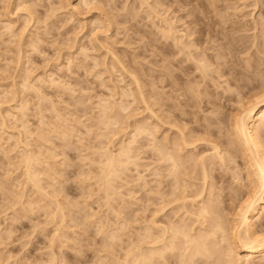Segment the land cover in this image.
<instances>
[{"label":"rangeland","instance_id":"rangeland-1","mask_svg":"<svg viewBox=\"0 0 264 264\" xmlns=\"http://www.w3.org/2000/svg\"><path fill=\"white\" fill-rule=\"evenodd\" d=\"M236 1L249 6L216 18L226 27L238 21L228 32L246 53L232 50L223 60L239 68L221 74L216 65L201 72L196 61H177L180 42L189 43L198 25L189 24L194 14L179 19L186 10L175 11L176 2L170 8L168 0H0V264H181L188 251L173 229L198 234L219 219L226 230L216 235L212 259L193 264H264L262 254L229 253L233 218L257 190L233 119L264 97V4ZM150 7L182 30L176 40ZM186 30L193 35L182 39ZM166 41L173 53L164 51ZM262 118L255 128L264 137ZM257 213L254 227L264 233V210ZM156 245L174 247L149 259Z\"/></svg>","mask_w":264,"mask_h":264},{"label":"bare ground","instance_id":"bare-ground-1","mask_svg":"<svg viewBox=\"0 0 264 264\" xmlns=\"http://www.w3.org/2000/svg\"><path fill=\"white\" fill-rule=\"evenodd\" d=\"M169 2H170V4L169 5H167V6H169L170 8H171V6L172 5H174V3L176 2L175 0H168ZM193 1H195V5H196V7H192V8H190V9H187L185 6L186 5H191V3L193 2ZM232 1H234V0H217V1H213V0H177V2H176V5H177V7H175V11H181V9H183L186 13H184V14H181V15H179L178 17H179V19L180 18H182L183 16L185 17L187 14L189 15V13L190 14H194V19H191V20H189V24H191V23H194V24H196V27H197V25H198V27L195 29V33H196V36L192 39V40H189V43H186V44H184L182 41V43L180 42V45L181 44H183V46L181 45V47H183L179 52H181V51H183V54H182V56L180 57V54H179V57H180V59L179 60H177V61H179V63H181L180 61H186V63L188 64V65H190V64H192L193 62H197L198 63V65H200V66H198V67H200L201 69V72H204V71H202V68H203V70L205 69L206 71L208 70V69H211L212 67L211 66H213L214 65V67H215V65H216V70H217V72H220L221 74L222 73H224V72H230V70H232L233 71V73H235L237 70H238V68H236L237 70H235L234 69V67L231 69V67H230V65L228 64V61H226V59H224L223 60V58H225L226 56L227 57H230L231 55V52H232V50H235V51H237V52H245V49L242 47V44L241 45H239V43H237L236 41L238 40V39H240V38H236L234 35L233 36H231V33H229V32H231V31H229L228 32V28L229 27H233V26H235L234 24H236V25H238V21L236 20H234V18H232L233 20H230V23H229V25L226 27V26H221L222 24H223V22L221 23L220 21H219V19L218 18H216L219 14H220V12L222 11V10H226V9H228V8H232L233 7V9L235 8V7H239V6H243L244 4V6L245 7H247V6H249V3L248 4H246V3H242L241 5L240 4H238V6H236V4H237V1L236 2H233V3H231ZM161 1H159V3H160ZM179 2H182V4L183 5H179ZM239 2V1H238ZM262 3L264 4V0H262L261 2H260V0H256L255 1V6L256 5H259V7L261 6V7H263L262 6ZM160 4H162V3H160ZM193 4V3H192ZM149 6H151V5H149ZM161 6V5H160ZM182 6H184V7H182ZM159 7V6H158ZM157 7V8H158ZM164 7V6H163ZM169 7H166L167 9H165V10H163L164 12H168L169 11ZM174 7V6H173ZM151 8V7H150ZM157 8L155 7V9L156 10H154L153 8H151V12L152 13H154L155 14V16H157V17H153V18H160L161 19V21L163 20V22H165L166 24H165V26H164V28H165V30L164 31H166V33H164V31H163V33L165 34V35H168L170 38H175L176 36L177 37H179L178 36V32H181V31H178L177 29H176V27L173 25V21H171V20H169L168 18H166V17H163L160 13H159V11L157 10ZM196 8V9H195ZM30 9V8H29ZM161 9V8H160ZM236 9V8H235ZM234 9V11L236 12V10ZM239 9V8H238ZM237 9V10H238ZM260 9V8H259ZM173 10V11H174ZM182 10V11H183ZM196 10H198V14H197V12L195 13V11ZM229 10V9H228ZM231 10V9H230ZM242 10V9H241ZM172 10H171V12H173ZM233 11V10H232ZM233 11V12H234ZM30 12V11H29ZM33 12V11H32ZM162 12V11H161ZM226 12V11H225ZM165 13V14H166ZM174 13V12H173ZM176 13V12H175ZM153 14V15H154ZM222 14H224L223 13V11H222ZM228 14V13H227ZM226 14V15H227ZM237 14V13H236ZM151 15V14H150ZM228 15H230V14H228ZM235 15V14H234ZM191 16V15H190ZM222 17V16H221ZM220 17V18H221ZM234 17H236V15L234 16ZM175 18V17H174ZM186 18V17H185ZM237 18V17H236ZM160 19H158V20H160ZM223 19V18H222ZM224 19H225V17H224ZM228 20V19H227ZM240 21V20H239ZM175 22V21H174ZM228 22V21H227ZM244 22V21H243ZM186 23H188V22H186ZM185 23V24H186ZM220 24V28H216V25L217 24ZM225 23V22H224ZM188 24V25H189ZM193 25V24H192ZM243 25V24H242ZM193 26H195V25H193ZM240 26V25H239ZM238 26V27H239ZM263 26V25H262ZM191 26H187V28H190ZM241 27V26H240ZM245 27V26H244ZM235 28V27H234ZM232 29V28H231ZM236 29V28H235ZM240 28H238V30H239ZM242 29V28H241ZM245 29V28H244ZM162 30H163V28H162ZM230 30V29H229ZM236 31V30H235ZM186 32V34H182V36H181V34H180V37H182V39L184 38L183 36H188V37H190L191 35H193V33L191 32V31H188V30H186L185 31ZM237 32V31H236ZM168 36H167V39H169L168 38ZM163 37H165V36H163ZM187 37V38H188ZM193 37V36H192ZM180 39V38H179ZM190 39V38H189ZM245 39V38H244ZM166 40V39H165ZM175 40H176V38H175ZM180 41V40H179ZM235 41V42H234ZM242 41V40H241ZM240 41V42H241ZM174 42V41H173ZM239 42V41H238ZM258 42V41H257ZM264 42V41H263ZM178 43V42H177ZM243 43V42H242ZM247 44V43H246ZM165 47L164 48H166V50H164V51H167L168 49H170L171 48V45L166 41L165 42ZM173 45H175V43L173 44ZM172 45V46H173ZM180 45H179V47H180ZM256 45V44H255ZM259 45V44H258ZM241 46V47H240ZM178 47V48H179ZM263 47H264V44H263ZM177 48V49H178ZM246 48V47H245ZM257 48V47H256ZM263 50H264V48H262ZM247 50H249V49H247ZM258 50H259V47H258ZM170 52L172 51V53L174 52V49L172 48V49H170L169 50ZM177 51V52H178ZM260 51V50H259ZM168 52V51H167ZM176 52V51H175ZM246 53V52H245ZM247 54H248V51H247ZM173 55V54H172ZM178 57V56H177ZM178 57V58H179ZM239 58V57H238ZM235 59V58H234ZM200 63V64H199ZM234 63V62H233ZM246 63H248V61L246 62ZM236 64V63H235ZM234 64V65H235ZM258 64V63H257ZM194 65V64H193ZM187 66V65H186ZM192 66V65H191ZM232 66V65H231ZM244 66V65H243ZM255 66H257V65H255ZM211 67V68H210ZM251 67V66H250ZM258 67H260V65L258 66ZM244 68V70H245V67H243ZM243 68H241V69H243ZM247 68V67H246ZM253 68H256V67H253ZM198 69V68H197ZM259 69V68H258ZM199 70V69H198ZM213 70V69H212ZM240 70V69H239ZM252 70V69H251ZM260 70V69H259ZM205 71V72H206ZM247 71H248V69H247ZM246 71V72H247ZM254 71V70H253ZM209 72H210V70H209ZM250 71H248V73H249ZM257 72V71H256ZM262 72V71H261ZM261 72L259 73V74H261ZM207 73V72H206ZM232 73V74H233ZM254 73H255V71H254ZM253 73V74H254ZM203 74V73H202ZM218 74V73H217ZM220 74V75H221ZM225 74H227V73H225ZM243 74V73H242ZM257 74V73H256ZM168 75V74H167ZM210 75V74H209ZM224 75V74H223ZM249 75V74H248ZM250 75H252V71H251V74ZM249 75V76H250ZM171 76V75H170ZM169 77V76H168ZM210 77V76H209ZM251 77V76H250ZM202 78V77H201ZM214 78V77H213ZM205 79V78H204ZM203 79V80H204ZM236 79V78H235ZM240 81V80H239ZM206 82H208V81H205V83ZM204 83V82H203ZM208 84V83H207ZM207 86V85H206ZM195 89V88H194ZM193 89V90H194ZM198 91V90H197ZM199 99V98H198ZM197 101V100H196ZM193 106V105H192ZM104 109V108H103ZM106 109V108H105ZM102 110V109H101ZM104 111V110H103ZM260 113H262V115H263V120L262 121H264V97H260L259 98V96H258V98H256L254 101H252V102H249L248 104H245V105H243V107L241 108V110L237 113V115L236 116H234V119H233V131H234V135H237V139L240 141V143L242 144V146L244 147V148H242V149H245L247 152L246 153H248L247 155V157H246V159L248 158L249 160H247V162H249V167H253V168H255L254 170L256 171V173H254V175L256 174L257 175V180H255V176H254V180H255V182L257 183V185H254V186H256L257 187V190H255L256 188H254V186H253V188H254V192L246 199V201L243 203V204H241V206H240V208H239V210L236 212V217L235 218H233L234 219V223L232 224V226H231V231H230V235H229V238L230 239H228L229 241L228 242H230L229 244H231V245H229L230 246V250H229V253L231 252V251H233V252H236V250L237 249H241V250H243V251H245L246 252V256L248 257V256H254V254H262V255H264V233H259L260 231L259 230H257L258 228L256 227V225H255V227H254V222H253V217H255L254 215L258 212V211H260V210H264V145H263V136H262V133L260 134L259 132H258V128H255V122H256V118L258 117V115L260 114ZM144 128V127H143ZM260 129H263L264 130V122H263V124H262V127L260 128ZM235 137V136H234ZM233 137V138H234ZM154 138V137H153ZM185 138V137H184ZM191 139V138H190ZM236 139V137L234 138V140ZM184 141H185V139H184ZM186 141H189V140H186ZM233 141V140H232ZM236 142H238L237 140H235ZM153 142H154V140H153ZM191 142V141H190ZM195 142V141H194ZM236 142H234L235 143V145H236ZM183 143V142H182ZM184 143H186V144H188V142H184ZM233 143V142H232ZM239 143V142H238ZM241 144H238V145H241ZM155 145V144H154ZM182 145H185V144H182ZM192 145H194V144H192ZM181 146V145H180ZM187 145H185V147H186ZM183 147V146H182ZM191 147V146H190ZM236 147V146H235ZM239 147V146H238ZM241 147V146H240ZM154 148H156V146L154 147ZM159 148V147H158ZM168 148V147H167ZM171 148V147H170ZM169 148V149H170ZM216 148V147H215ZM163 149V148H162ZM213 149V148H212ZM124 150V149H123ZM176 150V149H175ZM184 150V149H183ZM155 151H156V149H155ZM159 151H160V153H162V155L161 154H159V155H161V156H163V158H164V161H166V160H168L167 162H169L170 163V161L172 160V162L173 163H176V161H175V159H174V157L172 156V154H170V153H165L164 152V150H163V152H161L162 150H158L157 151V153H159ZM166 151V150H165ZM168 151V150H167ZM189 151V150H188ZM106 153V152H105ZM156 153V154H157ZM244 153V152H243ZM34 154V153H33ZM107 154V153H106ZM184 154V153H183ZM245 154V153H244ZM29 156V155H28ZM158 156V155H157ZM178 156H180V155H178ZM221 156V155H220ZM245 156V155H244ZM35 157V156H34ZM121 157V156H120ZM159 157V156H158ZM181 157V156H180ZM180 157H179V159H180ZM183 157V156H182ZM224 157V156H223ZM27 159H26V162H27V160L28 159H30V156H29V158L28 157H26ZM109 158H111L110 156H109ZM222 157H220V159H221ZM161 159V158H160ZM204 159V158H203ZM223 159V158H222ZM245 159V158H244ZM108 160V159H107ZM170 160V161H169ZM226 160V159H225ZM32 161V160H31ZM31 161L29 162L30 164H31ZM109 161V163L108 164H111L112 163V161H113V159L111 158V159H109L108 160ZM107 161V162H108ZM120 161V160H119ZM156 161V160H155ZM163 161V160H162ZM181 161V160H180ZM24 162H25V160H24ZM157 162V161H156ZM172 163V164H173ZM180 163H182V162H180ZM205 163V162H204ZM227 163V162H226ZM30 164H29V166H30ZM116 163L114 162V166H117V165H115ZM168 164V163H167ZM171 164V163H170ZM171 164V165H172ZM178 164V163H177ZM183 164V163H182ZM221 164V163H220ZM27 165V164H26ZM179 165H181V164H179ZM227 165V164H226ZM247 165V164H246ZM109 166H112V164L111 165H108V168H109ZM169 166V165H168ZM175 166V165H174ZM202 166H203V164H202ZM166 167H167V165H166ZM106 168V167H105ZM111 168V167H110ZM109 168V169H110ZM156 168V167H155ZM172 168V167H171ZM175 168V167H174ZM183 168V167H182ZM205 168V167H204ZM204 168H202V170L204 169ZM213 168V167H212ZM103 169H104V167H103ZM102 169V170H103ZM109 169H107L108 171H109ZM112 169V168H111ZM168 169V168H167ZM176 169H177V167H176ZM185 169V168H184ZM101 170V171H102ZM106 170V171H107ZM113 170H116V169H113ZM113 170H111V171H113ZM173 170V169H172ZM186 170V169H185ZM206 171H207V169H205ZM204 170V171H205ZM252 170V169H251ZM110 171V172H111ZM167 171H169V170H167ZM177 171H178V169H177ZM183 171V170H182ZM181 171V172H182ZM205 171V172H206ZM250 171V170H249ZM204 172V177L202 176V179L204 180V184L205 183H207V181L209 180H206L207 178H208V173H205ZM33 173V172H32ZM108 173V172H107ZM113 173H114V171H113ZM168 173V172H167ZM27 174V173H26ZM112 173H109V175L110 176H112L111 175ZM169 174V173H168ZM181 174V173H180ZM188 174V173H187ZM237 174V173H236ZM250 174V173H249ZM33 175V174H32ZM109 175L107 176V174L105 175V176H107V177H109ZM172 175V174H171ZM201 175V174H200ZM158 176V175H157ZM168 176V175H167ZM167 176H165V177H167ZM178 176V175H177ZM187 176V175H186ZM185 176V174H184V176H183V178L184 177H186ZM248 176V175H247ZM35 177V176H34ZM106 177V178H107ZM169 177V176H168ZM174 177V176H173ZM201 177V176H200ZM250 177V176H249ZM170 178V177H169ZM172 178V177H171ZM170 178V179H171ZM236 178V177H235ZM239 178V177H238ZM34 179V178H33ZM109 179V178H108ZM166 179V178H165ZM169 179V180H170ZM157 180V179H156ZM155 180V181H156ZM175 180V179H174ZM184 180H185V178H184ZM187 180V179H186ZM202 180V181H203ZM176 181H177V179H176ZM179 181V180H178ZM183 181V180H182ZM201 181V180H200ZM110 182V181H109ZM171 182H172V180H171ZM193 182V181H192ZM254 182V181H253ZM36 183V182H35ZM106 183H108L107 181H106ZM159 183H161V182H159ZM175 183V182H174ZM184 182H182V184H183ZM189 183V182H188ZM202 183V182H201ZM109 184V183H108ZM156 184H157V182H156ZM180 184V183H179ZM209 184V183H208ZM255 184V183H254ZM107 185V184H106ZM161 185H162V183H161ZM170 185V184H169ZM178 185V184H177ZM188 185V187L190 186L189 184H187ZM110 186V185H109ZM160 186V185H159ZM159 186H157L156 187V190H157V188L159 187ZM172 186V185H171ZM174 186V185H173ZM172 186V187H173ZM176 186V185H175ZM208 186V185H207ZM212 186V185H211ZM215 186V185H214ZM180 187H181V185H180ZM111 188V187H110ZM174 188V187H173ZM207 188V187H206ZM178 189H180V188H178ZM213 189V188H212ZM158 190H159V188H158ZM158 190H157V192H158ZM171 191H172V188L170 189ZM181 190V189H180ZM183 190H185V192H186V189H184L183 188ZM207 190V189H206ZM176 191H177V187H176ZM182 191V190H181ZM180 191V192H181ZM188 191V190H187ZM253 191V190H252ZM203 192H206L205 190L203 191ZM203 192L202 191H200V192H198L196 195H199V194H203ZM113 193V192H112ZM159 193V192H158ZM161 193V192H160ZM171 193V192H170ZM172 193H173V191H172ZM188 193V192H187ZM213 193V192H212ZM211 193V194H212ZM162 194V193H161ZM174 194H175V192H174ZM159 195V194H158ZM162 196H163V194H162ZM189 196V195H188ZM158 197V196H157ZM172 197H174V195H172ZM184 197H186V195L184 196ZM183 197V198H184ZM202 197V196H201ZM162 198H165V194H164V197H162ZM181 198H182V196H181ZM190 198V197H189ZM203 198V197H202ZM232 198V197H231ZM160 199V198H159ZM174 199V198H173ZM186 199H188V197L187 198H185V200ZM169 200V199H168ZM175 200V199H174ZM184 200V201H185ZM204 200V199H203ZM163 201V200H162ZM161 201V202H162ZM164 201H167V200H164ZM172 201V200H171ZM183 201V200H182ZM202 201V200H201ZM176 202V200L173 202L172 201V203H175ZM177 202H178V199H177ZM199 203H200V201H198ZM163 203V202H162ZM186 203H187V201H186ZM205 203V202H204ZM209 203V202H208ZM188 204V203H187ZM221 204V203H220ZM171 205V204H170ZM184 205V204H183ZM193 205V204H192ZM167 206V205H166ZM180 206H181V203H180ZM215 206V205H214ZM163 207V206H162ZM165 207V206H164ZM187 207H190V205L189 206H186V208L185 209H188ZM179 208V207H178ZM208 209H209V207L207 206V205H205L204 204V206H202L201 207V213L203 214V216H205V215H207V213H209V211H208ZM220 209V208H219ZM157 210H158V208H157ZM156 210V211H157ZM179 210V209H178ZM196 210V209H195ZM198 210V209H197ZM159 211V210H158ZM157 211V212H158ZM190 211V210H189ZM157 212H155V213H157ZM192 212V211H191ZM190 212V214H192L193 216H194V214L193 213H191ZM193 212H194V210H193ZM154 213V214H155ZM159 213V212H158ZM157 213V214H158ZM181 213V212H180ZM189 213V212H188ZM187 213V214H188ZM186 214V213H185ZM214 214V213H213ZM226 214V213H225ZM235 214V213H234ZM258 214V213H257ZM155 216H156V214H155ZM179 216V215H178ZM184 216V215H183ZM191 216V215H190ZM192 216V217H193ZM198 216V215H197ZM196 216V217H197ZM201 216V215H200ZM199 216V217H200ZM235 216V215H234ZM185 217V216H184ZM187 217H189V216H187ZM192 217H190V218H192ZM206 217V216H205ZM179 218H181V217H179ZM208 218V217H207ZM206 218V219H207ZM220 218H221V216H220ZM205 219V218H204ZM158 220V219H157ZM173 220V219H172ZM195 220V219H194ZM201 220H203V219H201ZM201 220H199V221H201ZM212 220V219H211ZM220 220V219H219ZM219 220H217V221H212L210 224V227H211V229H209V230H205V232L203 231V232H200V233H196V234H194L193 232V234L189 231V228H188V230H184V229H181V228H179V229H177V228H175V229H173L174 231H175V234H174V237H178L179 238V236L181 235V236H183V238L185 239V246H186V249L185 250H187V251H185V252H187L186 253V257H185V252H183V251H181V253L183 252L184 254V257L186 258V259H182L181 261L182 262H184V263H181V264H187V263H192L193 264V262H195L196 263V260H198L199 258H205V260H207L208 261V259H212V254H213V248L215 247V239H216V235H217V233L219 232V234L222 232V233H224L225 232V230L226 229H224L223 228V226H222V224H221V222L219 221ZM227 220V219H226ZM178 221V220H177ZM225 221V220H224ZM179 222V221H178ZM177 222V223H178ZM183 222H184V220H183ZM188 222V221H187ZM193 222V221H192ZM159 223V222H158ZM172 223H174V222H172ZM205 223V222H204ZM225 223H227V222H225ZM166 224H168V223H166ZM183 224H185V223H183ZM191 224V223H190ZM230 224V223H229ZM147 225V224H146ZM156 225H157V223H156ZM161 225V224H160ZM179 225V224H178ZM177 225V226H178ZM181 225V224H180ZM179 225V226H180ZM195 225V224H194ZM205 225V224H204ZM164 226V225H163ZM173 226V225H172ZM186 226V225H185ZM196 227L198 226V225H195ZM229 226V225H228ZM260 226V225H259ZM261 226H263L262 224H261ZM157 227H160V226H158L157 225ZM156 227V228H157ZM171 227V226H170ZM176 227V226H175ZM188 227V226H187ZM201 227V226H200ZM207 227V226H206ZM209 227V226H208ZM264 227V226H263ZM169 228V227H168ZM172 228V227H171ZM202 228V227H201ZM260 228V227H259ZM148 229V228H147ZM193 229H194V227H193ZM196 229V228H195ZM205 229V228H204ZM228 229V228H227ZM261 229V228H260ZM160 230V229H159ZM168 230V229H167ZM171 230V229H170ZM169 230V231H170ZM190 230H191V228H190ZM230 230V229H229ZM263 230V229H262ZM193 231V230H192ZM162 232H163V230H162ZM196 232V231H195ZM199 232V231H198ZM228 232V231H227ZM158 233V232H157ZM218 234V235H219ZM144 235V234H143ZM168 235V234H167ZM169 235H170V233H169ZM173 235V234H172ZM179 235V236H178ZM227 235V234H226ZM114 236V235H113ZM152 236V235H151ZM150 236V237H151ZM165 236V235H164ZM148 237V236H147ZM146 237V238H147ZM159 237H160V235H159ZM170 237V236H169ZM221 237V236H220ZM113 238V237H112ZM166 238V237H165ZM142 239V238H141ZM162 240H163V238H161ZM161 239H159V238H156L155 240H154V243L155 244H158L160 241H161ZM167 239V238H166ZM165 239V240H166ZM171 239H173V236H172V238ZM180 239H182V237L180 238ZM219 239V238H218ZM164 241V240H163ZM170 241V240H169ZM173 241H175V239L174 240H172V242ZM219 241V240H218ZM227 241V240H226ZM145 242V241H144ZM153 242V241H152ZM162 242V241H161ZM160 242V243H161ZM178 242V241H177ZM222 242H225L224 240L222 241ZM149 244H150V242H148ZM147 243V244H148ZM154 243H152V244H154ZM171 243V242H170ZM174 243V242H173ZM175 243H176V241H175ZM179 243V242H178ZM183 243H184V241H183ZM154 244V245H155ZM172 244V243H171ZM219 244V243H218ZM217 244V245H218ZM223 244V243H222ZM162 245V244H161ZM174 245H176V244H174ZM183 245V244H182ZM160 245H156V247L154 246L153 248H150V256H149V259H152V260H154V259H157V258H162L164 255L165 256H167L166 254H165V252L168 250V249H172L174 246H166L165 245V247H159ZM184 246V245H183ZM225 246V245H224ZM223 246V247H224ZM176 247V246H175ZM139 248H140V246H139ZM216 248V247H215ZM225 248H226V246H225ZM141 249V248H140ZM152 249V250H151ZM176 249H177V247H176ZM228 249V248H227ZM182 250V249H181ZM222 250H224V249H222ZM133 251V250H132ZM135 251V250H134ZM142 251V250H141ZM140 251V252H141ZM178 251V250H177ZM226 251H228V250H226ZM223 252V251H222ZM221 252V253H222ZM233 252H232V256H233ZM138 253V252H137ZM146 253V252H145ZM167 253V252H166ZM178 253H180L179 251H178ZM217 253V252H216ZM237 253V252H236ZM139 254H141V253H139ZM138 254V255H139ZM149 254V253H148ZM167 254H169V253H167ZM223 254V253H222ZM226 254V256H227V254H228V252H226L225 253ZM225 254H223V255H225ZM231 254V253H230ZM127 255H129L128 254V252H127ZM138 255H136L138 258L139 257H141V255H142V258H145V254H144V252H143V254H141L140 256H138ZM147 255V254H146ZM234 255H235V253H234ZM182 256V255H181ZM226 256H224V257H226ZM239 256V255H238ZM148 257V256H147ZM147 257H146V262L149 260V259H147ZM219 257V256H218ZM228 257V256H227ZM236 257V256H235ZM246 257V258H247ZM262 257V256H261ZM128 258H129V256H128ZM133 258V257H132ZM136 259L137 261L140 259ZM165 258V257H164ZM168 258V257H167ZM181 258V257H180ZM216 258V257H215ZM221 258H222V256H221ZM229 258V257H228ZM227 258V259H228ZM253 258V257H252ZM252 258H250L251 260H252ZM238 259H240V258H238ZM130 260V259H129ZM133 260V259H132ZM143 260V261H144ZM158 260V259H157ZM163 260H165V259H163ZM179 260V259H178ZM215 260H217V262H219L220 263V258H217V259H215ZM223 260V259H222ZM221 260V261H222ZM226 260V259H225ZM224 260V261H225ZM125 261V260H124ZM135 261V260H134ZM144 261V262H145ZM160 261V260H159ZM229 261V260H228ZM232 261V260H231ZM239 261H241V260H239ZM248 261V260H247ZM140 263H141V261H139ZM165 262V261H164ZM230 262V261H229ZM242 262H244V261H242ZM252 262V261H251ZM250 262V263H251ZM126 263V262H125ZM153 263V261L151 262V264ZM156 263V262H155ZM158 263V262H157ZM156 263V264H157ZM168 263H169V260H168ZM222 263V262H221ZM225 263V262H224ZM227 263V262H226ZM232 263V262H231ZM234 263V262H233ZM138 264V263H137ZM143 264V263H142ZM210 264H211V262H210ZM223 264V263H222ZM237 264V263H236ZM243 264H245V263H243ZM247 264V263H246Z\"/></svg>","mask_w":264,"mask_h":264}]
</instances>
